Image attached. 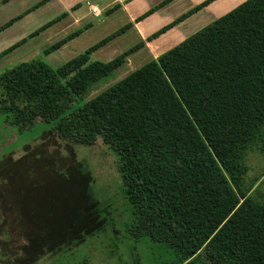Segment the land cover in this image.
<instances>
[{"label": "trees", "instance_id": "1", "mask_svg": "<svg viewBox=\"0 0 264 264\" xmlns=\"http://www.w3.org/2000/svg\"><path fill=\"white\" fill-rule=\"evenodd\" d=\"M106 39L55 67L39 56L4 69L0 116L19 129L36 119L55 121L49 134L60 141L92 145L100 139L117 158L132 207L130 234L164 243L174 253L169 264H264V165L249 178L245 162L251 150L264 162V0H244L73 106L124 61L127 52L89 61ZM30 162L26 151L0 163V175H8L0 210L20 212L28 223L22 224L25 262L45 247L79 241L100 222L97 203L86 193L92 178L79 162L56 165L49 176L36 172L35 179L28 178Z\"/></svg>", "mask_w": 264, "mask_h": 264}, {"label": "rangeland", "instance_id": "2", "mask_svg": "<svg viewBox=\"0 0 264 264\" xmlns=\"http://www.w3.org/2000/svg\"><path fill=\"white\" fill-rule=\"evenodd\" d=\"M15 52L0 58V72L22 61V56H16ZM12 54L15 55L12 57L13 61L10 59ZM72 56L70 55L68 58ZM40 57L53 66L64 62L55 60L52 64L46 60V57L42 55ZM31 58L30 56L26 57V60ZM137 67L139 65H125L123 68L121 67L122 69H118L93 84L89 93L84 96L85 99L79 100L73 106H78L94 96L98 87L106 88L122 78L123 70H126L128 74ZM119 73L122 77L118 79L116 75ZM54 123L55 121L46 122L36 119L27 127L19 129L5 123L3 116H0V163L7 157H10L11 160L19 159L26 151L27 153L29 151L31 162L28 166L32 173L28 178L35 179L33 175L36 176V172H42L49 176L54 173L53 169L56 165L57 168L64 169L67 166H76L79 162L83 170L88 172L92 178L86 187V193L97 203L100 220L98 228L94 227V232L83 235L82 239L71 245L58 249L45 247L43 253L37 255L35 260L25 262L24 255L28 248L23 247L26 240L22 224L27 222L20 218V212L14 213L8 210L2 212L0 210V264L171 263L174 253L164 243L151 240L146 235L134 237L130 234L129 225L133 219L132 207L123 194L122 182L116 169L117 158L113 151L100 139L92 145L57 140L49 134ZM36 146L37 149L30 151ZM34 152L42 153L47 161H35ZM245 162L249 178H254L262 173L264 162L257 151H248ZM7 176V174L0 175V192L6 187L3 182L8 179ZM261 180L263 182L261 187L264 189V175ZM8 190L11 196L15 195L16 189L14 190L13 184L8 185ZM10 204L12 203L9 201L8 205Z\"/></svg>", "mask_w": 264, "mask_h": 264}, {"label": "crops", "instance_id": "3", "mask_svg": "<svg viewBox=\"0 0 264 264\" xmlns=\"http://www.w3.org/2000/svg\"><path fill=\"white\" fill-rule=\"evenodd\" d=\"M203 1L0 0V52L22 40L0 58L16 51L15 55L22 56V61H26L29 56L34 58L42 55L52 64L55 60L66 62L108 38L90 52L89 61L107 62L127 52L122 64L109 75L125 65L140 67L244 0H212L162 30ZM73 33L76 34L58 48L43 54L50 45ZM15 55L10 56V59ZM70 55L73 56L68 58ZM123 71L122 76H125L127 71ZM116 76L118 79L122 77L121 73ZM101 88L98 87L94 93L104 89Z\"/></svg>", "mask_w": 264, "mask_h": 264}]
</instances>
